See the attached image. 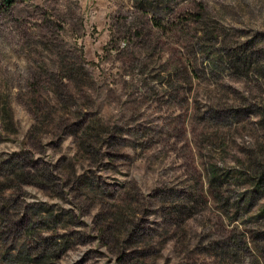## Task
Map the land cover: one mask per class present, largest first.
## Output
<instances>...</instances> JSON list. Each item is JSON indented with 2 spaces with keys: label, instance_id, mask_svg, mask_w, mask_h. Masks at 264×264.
<instances>
[{
  "label": "rangeland",
  "instance_id": "1",
  "mask_svg": "<svg viewBox=\"0 0 264 264\" xmlns=\"http://www.w3.org/2000/svg\"><path fill=\"white\" fill-rule=\"evenodd\" d=\"M0 264H264V0H0Z\"/></svg>",
  "mask_w": 264,
  "mask_h": 264
},
{
  "label": "trees",
  "instance_id": "2",
  "mask_svg": "<svg viewBox=\"0 0 264 264\" xmlns=\"http://www.w3.org/2000/svg\"><path fill=\"white\" fill-rule=\"evenodd\" d=\"M4 3L7 7H9L12 3V0H4Z\"/></svg>",
  "mask_w": 264,
  "mask_h": 264
}]
</instances>
